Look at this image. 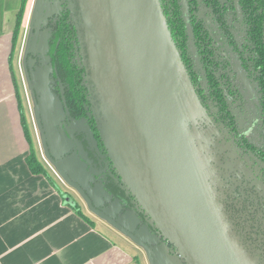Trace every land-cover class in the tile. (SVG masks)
Wrapping results in <instances>:
<instances>
[{
  "label": "water",
  "instance_id": "obj_1",
  "mask_svg": "<svg viewBox=\"0 0 264 264\" xmlns=\"http://www.w3.org/2000/svg\"><path fill=\"white\" fill-rule=\"evenodd\" d=\"M74 6L96 128L147 225L101 184L83 194L93 215L131 236L151 264H260L225 211L211 133L200 128L203 111L157 0H75ZM48 10L37 9L36 28ZM68 162L76 167L59 163L61 176L87 185L86 165Z\"/></svg>",
  "mask_w": 264,
  "mask_h": 264
},
{
  "label": "flooded vegetation",
  "instance_id": "obj_2",
  "mask_svg": "<svg viewBox=\"0 0 264 264\" xmlns=\"http://www.w3.org/2000/svg\"><path fill=\"white\" fill-rule=\"evenodd\" d=\"M35 2L37 3L35 15L41 6L49 10L43 12L38 28L34 26V20L31 31L28 26V32L31 34L29 45L27 51L21 56L24 93L32 131L38 141L41 160L42 157L46 160L45 153H47L54 166L62 163L70 170L74 169L76 166L68 162L70 158H75L77 163L86 165L90 175V180L87 181L89 189L95 184H101L106 175L109 177L112 172L106 171V162L101 152L96 149L97 142L89 123L76 121L69 115L61 69L55 57L56 32L62 27V19H65L67 23H71L77 40L79 55L77 58L74 56V60L82 64L85 88L96 128L90 93L86 84L84 59L75 28L74 18L79 20L78 8L76 6L71 8V5H75V0H30L28 24L31 21ZM196 2L197 9L191 11L187 6V0H179L182 11L185 13L181 16V24L185 29L186 48L192 61V69L197 76L199 86L207 91L201 54L199 50L193 48L191 38L192 20L200 19L208 29L207 34L211 37L215 36L214 46L221 66L228 64L226 66L231 82L226 101L237 133L228 132L227 127L220 128L219 131L218 126H214L213 122L207 119H204L200 128L208 130L211 133L212 144L217 145L214 156L219 166L217 162L213 164L216 167V173H219L218 170L221 172L218 189L221 192L225 211L245 250L257 257L260 264H264V113L262 111L264 37L259 35L258 38L252 39L244 29L240 28L242 16L239 0L236 3L231 0L235 16L223 15L228 31L215 28V18L213 19L212 15L206 12L203 0H196ZM66 5L68 10L65 8ZM59 39L58 37L57 40ZM217 75L219 76L220 72ZM76 122H83L88 131L78 129ZM96 131L99 136L97 128ZM253 134L259 135L260 138L256 141ZM63 139L66 140L64 143H62ZM99 140L102 143L100 136ZM257 149L262 152L258 154ZM230 153H233L234 157ZM230 162H233L235 166ZM53 171L56 172L54 167ZM69 171L64 172L66 177ZM82 191L86 195L87 189ZM123 209L128 211L132 210V207L130 209L123 207ZM136 215L141 225H147L146 219L139 214ZM152 231L156 232L153 229Z\"/></svg>",
  "mask_w": 264,
  "mask_h": 264
},
{
  "label": "crops",
  "instance_id": "obj_3",
  "mask_svg": "<svg viewBox=\"0 0 264 264\" xmlns=\"http://www.w3.org/2000/svg\"><path fill=\"white\" fill-rule=\"evenodd\" d=\"M6 2L15 18L19 0H0V264H140L128 238L78 204L88 224L46 178L28 171L8 63L13 26Z\"/></svg>",
  "mask_w": 264,
  "mask_h": 264
},
{
  "label": "trees",
  "instance_id": "obj_4",
  "mask_svg": "<svg viewBox=\"0 0 264 264\" xmlns=\"http://www.w3.org/2000/svg\"><path fill=\"white\" fill-rule=\"evenodd\" d=\"M157 2L170 40L173 43L183 71L197 102L203 111L205 119L212 121L214 126L217 125L219 131L221 130L220 128L227 127L229 130L228 132L232 131L237 133L235 122L229 112L226 101L231 77L229 71H227L228 64L226 63L227 66L225 64L221 66V62L217 59L216 48L214 46L215 36L211 37L207 34L208 29L200 19L192 20V46L195 50H199L201 54V65L203 67L204 78L207 85V91H205L199 86L197 76L192 69V61L186 48L185 29L183 24H181V16L185 13L182 11L179 0H157ZM28 4V0H19L18 10L15 14L11 32V50L8 63L20 126L23 138L28 146V154L24 159L25 164L30 174L43 176L54 188L55 184L45 167L46 165H44L43 161L36 153L35 139L28 128L24 111V99L19 92V85L14 75L12 62L19 46L20 33L22 31L21 27H23V20L28 12ZM203 4L206 7V12L212 15L213 19L215 18L214 27L228 31L223 15L235 16L231 0H203ZM239 4L242 16L240 28L244 29L252 39L256 37L258 38L259 35L264 37V0H239ZM187 6L191 11H195L197 9L196 0H187ZM65 8L68 10V5H66ZM229 36L231 38L230 33ZM58 37L60 38L59 40H57ZM55 38V57L57 58L58 67L61 69L60 74L62 77L64 97L67 102L69 115L76 121H87L89 123L88 125L90 126L91 131H93L92 134L97 142L96 149L101 152L103 160L106 162V171L112 172L111 176L108 177V175H106L101 186L109 193L112 200L120 203L125 209H130V207H132V210L136 212V214H139V216L145 219V216L140 209L136 208L134 198L126 190L124 184L117 175V172L113 168L112 162L104 146L99 140L98 133L94 126V120L91 115L82 64L80 61L77 63V61L74 60V56L77 58L79 55V48L71 23H67L65 19H62V27L57 30ZM218 72H220L219 76L217 75ZM262 100V111L264 113V95ZM257 152L260 154L262 150L259 151V149H257ZM55 191L63 198V201L67 206L74 210L88 224L92 225V222L81 212L80 206L68 192L58 189H55ZM149 228L151 231L152 229L156 231L150 226Z\"/></svg>",
  "mask_w": 264,
  "mask_h": 264
},
{
  "label": "rangeland",
  "instance_id": "obj_5",
  "mask_svg": "<svg viewBox=\"0 0 264 264\" xmlns=\"http://www.w3.org/2000/svg\"><path fill=\"white\" fill-rule=\"evenodd\" d=\"M28 1L30 2V0H28ZM36 7H37V3L35 2V7H34V10H33V14L31 16V21H30V24H28V12H29V8L30 7H29V4L27 6L28 12L26 13V16L24 17L23 27H21L22 28V31L20 33L19 46H18V49H17V51H16V53L14 55V58H13V61L12 62H13V68H14V75H15V78L17 79V83L19 85V92L21 94V97L24 99V101H23L24 102V111H25V115H26V119H27L28 128L30 130V133L32 134V136H34V139H35L34 141H35V150H36V153L38 154L39 158H41L40 157V152H39L38 141H37V138H36V135H35L34 131H32V126H31V123H30L29 115H28L29 109H28L27 102H26V95L24 93L25 92V89H24V84H23V75H22V66H21V56H22V53L23 52L25 53V51H27V48H28V43H29L28 41L30 40V36H31V34L28 32V30H29V28H30V31L32 29L31 24H32V21L34 20V17H35V9H36ZM17 10H18V8H17ZM4 12H6L5 13L6 19L8 18L10 20L11 25L13 26V24H14V18H13L14 13H12L13 12V3H11V2L7 3L6 2L4 4ZM28 26H29V28H28ZM12 28H11V31L9 32L10 33V37H11ZM72 123L74 124V121ZM76 124H78L77 125L79 127L78 129H80L82 131H88L86 125L83 122H76ZM205 131L208 132V130H205ZM253 136H254V139L256 141L260 138L259 135H257V134H253ZM212 143H213V141H212V137H211V145H210V148H212V146L215 147V148H213V150H214L213 152L215 153L216 152L215 149L217 148V145L215 143L213 145ZM230 155L233 156L234 154L233 153H230ZM45 157H46L47 162L48 163L49 162L51 163V164L49 163L50 166H51V168H49L45 163H44V165H46L45 167L48 170V172H49L50 176L52 177V180H53V182L55 184L54 185V190L55 189L56 190L58 189V190H64V191L68 192L74 198V200L76 202H78V204L81 205L82 211L84 213H87L88 215L94 214L93 213L94 211L88 206V203L83 198V194L84 193H83L82 190L88 189V186L85 183H83V184H77L76 186H72L71 184H69L67 182V180L61 176V173L56 168V165L54 166V164L51 162L50 158L47 156V153H45ZM230 163L233 166H235V164L233 162H230ZM218 166H219V163H218ZM53 167L56 170V172L53 171ZM217 172H219L218 175L221 176V172L219 170ZM56 174L59 176L60 179H58V177L56 176ZM65 177H66V175H65ZM104 223H106V221ZM119 232L122 233L126 238H128L136 246V249H134L133 251H134L135 255L139 258L138 260L140 261V264H151L150 263V260L148 258V254L145 251V249L142 246H140L139 244H137L135 242V240L132 239L131 236H129L125 232H122L121 230Z\"/></svg>",
  "mask_w": 264,
  "mask_h": 264
},
{
  "label": "built area",
  "instance_id": "obj_6",
  "mask_svg": "<svg viewBox=\"0 0 264 264\" xmlns=\"http://www.w3.org/2000/svg\"><path fill=\"white\" fill-rule=\"evenodd\" d=\"M42 161H43V163H45L49 168H51L50 166H49V164L47 163V161L42 157ZM57 176V175H56ZM58 179H59V177H58Z\"/></svg>",
  "mask_w": 264,
  "mask_h": 264
}]
</instances>
